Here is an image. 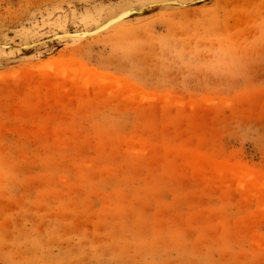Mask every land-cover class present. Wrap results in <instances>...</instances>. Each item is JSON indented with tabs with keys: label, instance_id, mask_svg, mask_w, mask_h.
<instances>
[{
	"label": "rangeland",
	"instance_id": "obj_1",
	"mask_svg": "<svg viewBox=\"0 0 264 264\" xmlns=\"http://www.w3.org/2000/svg\"><path fill=\"white\" fill-rule=\"evenodd\" d=\"M167 1L0 0V45ZM186 3L0 50V264H264V0Z\"/></svg>",
	"mask_w": 264,
	"mask_h": 264
},
{
	"label": "bare ground",
	"instance_id": "obj_2",
	"mask_svg": "<svg viewBox=\"0 0 264 264\" xmlns=\"http://www.w3.org/2000/svg\"><path fill=\"white\" fill-rule=\"evenodd\" d=\"M187 1L190 2V0H170L167 2H162V3H158V4H154V5H149V6H145V7H139V8H134L125 12H121V14L115 16V17H111L107 22H103L104 24L99 25L96 29H93L91 31H76L73 33H63V34H59L56 36H53L45 41L39 42V43H35L32 45H23L21 46V44H17V45H10L8 47H4V45H0V50H4V51H9V50H30V49H36L39 47H42L44 45H48L49 43L52 42H82L84 40L87 39H91V38H97V36L99 37L102 36L101 34H104L105 32H107L108 30H110L111 28H114L124 22H127L129 20H132L135 18L136 15H139L143 12L149 13L147 15L152 14L153 12H155L156 10L160 9L161 7L163 9L161 10H168V9H172V8H183V7H188L190 4L186 3ZM191 3H193V1H191ZM146 16V15H144ZM144 16H140V17H144ZM140 17H136V18H140Z\"/></svg>",
	"mask_w": 264,
	"mask_h": 264
},
{
	"label": "water",
	"instance_id": "obj_3",
	"mask_svg": "<svg viewBox=\"0 0 264 264\" xmlns=\"http://www.w3.org/2000/svg\"><path fill=\"white\" fill-rule=\"evenodd\" d=\"M160 9H163V8L161 7ZM147 14H149V13L143 12V13H141V14H139V15H136L135 18H136V17H140V16H144V15H147ZM55 42H56V41H55ZM55 42H52V43H55ZM49 44H50V43H49Z\"/></svg>",
	"mask_w": 264,
	"mask_h": 264
}]
</instances>
